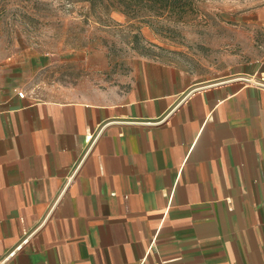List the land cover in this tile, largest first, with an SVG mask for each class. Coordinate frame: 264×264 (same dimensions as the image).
Listing matches in <instances>:
<instances>
[{
	"label": "crops",
	"instance_id": "0c3cea01",
	"mask_svg": "<svg viewBox=\"0 0 264 264\" xmlns=\"http://www.w3.org/2000/svg\"><path fill=\"white\" fill-rule=\"evenodd\" d=\"M0 264H264V50L217 81L149 61L94 100L12 93Z\"/></svg>",
	"mask_w": 264,
	"mask_h": 264
},
{
	"label": "rangeland",
	"instance_id": "374dc122",
	"mask_svg": "<svg viewBox=\"0 0 264 264\" xmlns=\"http://www.w3.org/2000/svg\"><path fill=\"white\" fill-rule=\"evenodd\" d=\"M113 3L0 0V109L12 93L68 101L124 91L149 61L217 81L264 50V0H192L179 15L144 3L127 16Z\"/></svg>",
	"mask_w": 264,
	"mask_h": 264
},
{
	"label": "trees",
	"instance_id": "16d2710c",
	"mask_svg": "<svg viewBox=\"0 0 264 264\" xmlns=\"http://www.w3.org/2000/svg\"><path fill=\"white\" fill-rule=\"evenodd\" d=\"M113 5L125 15H130L139 5L146 3V6L153 5L154 8L170 12L171 15L185 13L191 6L192 0H111ZM153 9V8H152Z\"/></svg>",
	"mask_w": 264,
	"mask_h": 264
},
{
	"label": "built area",
	"instance_id": "2783aa9c",
	"mask_svg": "<svg viewBox=\"0 0 264 264\" xmlns=\"http://www.w3.org/2000/svg\"><path fill=\"white\" fill-rule=\"evenodd\" d=\"M21 98H25V95L23 93H20Z\"/></svg>",
	"mask_w": 264,
	"mask_h": 264
}]
</instances>
